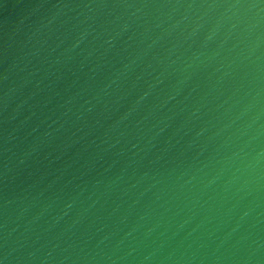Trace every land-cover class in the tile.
<instances>
[{
  "label": "water",
  "instance_id": "95a60500",
  "mask_svg": "<svg viewBox=\"0 0 264 264\" xmlns=\"http://www.w3.org/2000/svg\"><path fill=\"white\" fill-rule=\"evenodd\" d=\"M0 264H264V0H0Z\"/></svg>",
  "mask_w": 264,
  "mask_h": 264
}]
</instances>
